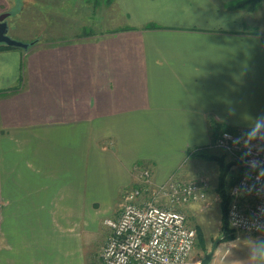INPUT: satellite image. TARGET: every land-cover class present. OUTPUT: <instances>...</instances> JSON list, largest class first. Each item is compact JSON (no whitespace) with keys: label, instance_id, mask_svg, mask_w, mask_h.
Wrapping results in <instances>:
<instances>
[{"label":"crops","instance_id":"obj_1","mask_svg":"<svg viewBox=\"0 0 264 264\" xmlns=\"http://www.w3.org/2000/svg\"><path fill=\"white\" fill-rule=\"evenodd\" d=\"M111 1L109 32L70 37L71 0H48L47 26L16 38L46 40L0 48V264H87L141 171L159 185L214 143L210 120L264 116V0ZM235 238L220 264L264 232Z\"/></svg>","mask_w":264,"mask_h":264},{"label":"built area","instance_id":"obj_2","mask_svg":"<svg viewBox=\"0 0 264 264\" xmlns=\"http://www.w3.org/2000/svg\"><path fill=\"white\" fill-rule=\"evenodd\" d=\"M243 135L244 132L223 131L209 148L225 153L241 171L229 192L230 229L236 235L259 234L264 232L255 227L264 224V141L253 140L245 146ZM140 178L150 185L148 171H141ZM207 189L205 182L185 183L169 178L156 187L150 201L142 204V189L127 192L117 220L104 221L110 235L101 255L103 264H186L196 232L175 206L204 200Z\"/></svg>","mask_w":264,"mask_h":264},{"label":"rangeland","instance_id":"obj_3","mask_svg":"<svg viewBox=\"0 0 264 264\" xmlns=\"http://www.w3.org/2000/svg\"><path fill=\"white\" fill-rule=\"evenodd\" d=\"M19 0H8L9 9L8 12L13 13V16H10L7 21L10 23L11 30L8 33V36L15 40L16 38H20L22 36H18L20 33L19 30L23 31L24 29H30L34 27H46L47 21L53 16L54 11L50 9L47 10V1L48 0H26V2H30V5H26L24 11L22 13H18L15 15L16 8L14 6H18ZM38 1V2H37ZM85 1V2H84ZM37 2V3H36ZM91 2V3H90ZM55 3H62V0H56ZM54 2H50V6H53ZM92 0H72L70 7L68 8L72 20L71 27L66 26V33H69L70 37H77V35H81L83 31H93V32H103L109 31L114 28H118L122 24V20L117 19V11L113 7L104 8L99 15H103L102 18H97L92 20L91 17L95 16L94 13L91 12ZM108 9V10H106ZM58 14V12L56 13ZM97 14V13H96ZM79 15H85L86 20L83 18H79ZM120 16V15H119ZM91 19V20H90ZM27 28H25L27 23ZM51 20V19H50ZM82 22V27L79 26V23ZM86 22V23H85ZM103 24V25H102ZM18 30V31H17ZM29 31V30H28ZM46 38V37H44ZM17 41V40H15ZM19 42V41H18ZM213 144V143H212ZM210 154L221 155L223 152L217 149H210L206 147V150ZM228 161H232L227 156ZM233 162V161H232ZM239 169L234 166L231 169V177H236ZM217 176L218 169L217 165L213 162H206L198 158H185L184 161L179 165V167L173 171L169 178H173L179 182L185 183H202L205 182L208 185V189L206 192V198L202 201L193 202L185 205L175 206L177 210L181 211L186 215L187 225L191 228L195 229L198 227L203 234V242L201 247L197 245V241L195 242L192 253L186 264H199L203 259L204 255L211 250L213 243L220 238V242L217 245L216 251L210 261V264H220L221 259L224 255L225 250L230 246L234 245L236 242V232L231 230V235L233 238L231 240L223 241V233H222V222H221V211H220V200L216 193L217 186ZM164 182V181H163ZM163 182L161 184H163ZM141 185H138L136 188L142 189V202H148L152 199V193L156 189L157 186L151 179L150 185H145L144 182H140ZM160 201V200H158ZM161 201H165L162 199ZM160 201V202H161ZM161 204V203H160ZM173 205L170 206L172 208ZM105 225V224H104ZM102 229L104 231L103 240L100 245H97L93 250H89L87 256V264H103L102 262V251L106 244V239L109 234L108 229L102 225ZM109 237V236H108ZM100 242V241H99ZM99 244V243H98ZM229 251V250H228Z\"/></svg>","mask_w":264,"mask_h":264},{"label":"trees","instance_id":"obj_4","mask_svg":"<svg viewBox=\"0 0 264 264\" xmlns=\"http://www.w3.org/2000/svg\"><path fill=\"white\" fill-rule=\"evenodd\" d=\"M86 1L89 2V0H86ZM261 1L262 0H247L246 4L250 5L251 8H254ZM17 4H18L17 7L14 6V8H16L15 15H18V13L19 14L22 13V11H24V8H26V5L27 4L30 5L31 3L30 2H22V3L18 2ZM112 4L113 3L111 0H92L93 8H92L91 12L94 13L95 16L91 17V19L95 20L97 18H102L103 15L102 14L99 15V12H101L104 8L113 7ZM106 10H108V9H106ZM9 14H10L9 16H13V13L10 12ZM26 25H28V23ZM149 28H153V26H149ZM125 29H119V30H125ZM109 31H105V32H109ZM96 33H98V32L83 31V33L81 35H77V37H75V38L94 36V34H96ZM44 37H46L45 34L40 36V37H36L34 40L29 41L28 45L31 47V46H34L35 44H37V42H39L41 39L46 40V38H44ZM0 48L12 49V48L7 47L5 45H0ZM209 127L211 129L210 133L213 135V138L215 140L218 138L220 133L223 131H229L232 133H236V131L234 129L218 125L213 120H210ZM205 150H206V148L191 149L188 151L186 158L187 159L198 158V159H201V160L206 161V162H213L217 165L218 176H217L216 193H217L219 200H220V211H221V222H222V228L221 229H222V233H223L222 240L223 241L231 240L233 238V235H231V230L229 229V225H228V221H227V212H228V207H229V204L231 201V197H230L229 192H230V189L238 182L239 177L241 175V171L239 170L236 177H231V174H230L231 169H232V167L236 166V163L232 162V161H228L227 155L225 153H222L221 155H215V154H210ZM194 230L196 232L197 245L201 247L203 239H204L203 234L198 227H195Z\"/></svg>","mask_w":264,"mask_h":264},{"label":"clouds","instance_id":"obj_5","mask_svg":"<svg viewBox=\"0 0 264 264\" xmlns=\"http://www.w3.org/2000/svg\"><path fill=\"white\" fill-rule=\"evenodd\" d=\"M253 140L264 141V116L255 119L251 127L243 135L245 146ZM257 231L264 230V224L255 225ZM249 254L246 261L240 264H264V239L252 238L248 240Z\"/></svg>","mask_w":264,"mask_h":264},{"label":"water","instance_id":"obj_6","mask_svg":"<svg viewBox=\"0 0 264 264\" xmlns=\"http://www.w3.org/2000/svg\"><path fill=\"white\" fill-rule=\"evenodd\" d=\"M8 17L9 14L7 13L0 15V45H5L7 47L15 48V49H23V50L28 49L29 47L28 44L15 41L8 36V25L6 21ZM219 242H220V238H218L213 243L211 250L204 255L203 259L200 261L199 264H210V261L216 251Z\"/></svg>","mask_w":264,"mask_h":264}]
</instances>
